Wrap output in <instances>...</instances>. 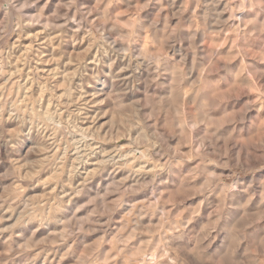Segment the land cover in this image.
Segmentation results:
<instances>
[{
    "label": "rangeland",
    "instance_id": "1",
    "mask_svg": "<svg viewBox=\"0 0 264 264\" xmlns=\"http://www.w3.org/2000/svg\"><path fill=\"white\" fill-rule=\"evenodd\" d=\"M0 264H264V0H0Z\"/></svg>",
    "mask_w": 264,
    "mask_h": 264
},
{
    "label": "bare ground",
    "instance_id": "2",
    "mask_svg": "<svg viewBox=\"0 0 264 264\" xmlns=\"http://www.w3.org/2000/svg\"><path fill=\"white\" fill-rule=\"evenodd\" d=\"M171 7V6H170ZM137 21V20H136ZM197 34V33H196ZM128 48V47H127ZM181 59V58H180ZM174 66V65H173ZM176 69V68H175ZM65 93V92H64ZM52 113V112H51ZM59 114V113H58ZM112 118H113V115H112ZM205 119V118H204ZM46 120V119H45ZM76 129V128H75ZM80 131V130H79ZM82 136V135H81ZM84 139V138H83ZM89 144V143H88ZM82 145V144H81ZM82 147V146H81ZM84 147V146H83ZM82 147V148H83ZM86 148H84V150H85ZM83 150V149H82ZM82 152V151H81ZM84 152H86V151H84ZM85 154V153H84Z\"/></svg>",
    "mask_w": 264,
    "mask_h": 264
}]
</instances>
